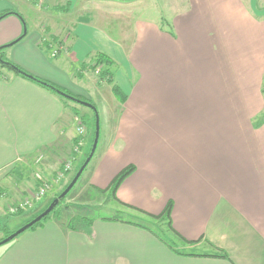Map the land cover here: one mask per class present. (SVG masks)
Wrapping results in <instances>:
<instances>
[{"label":"crops","instance_id":"1","mask_svg":"<svg viewBox=\"0 0 264 264\" xmlns=\"http://www.w3.org/2000/svg\"><path fill=\"white\" fill-rule=\"evenodd\" d=\"M50 1L0 0V47L21 37L4 56L95 107L104 138L88 164V183L105 189L133 165L116 190L115 208L149 218L142 212L159 215L169 202L174 232L166 231L169 244L133 220L73 226L49 219L0 245V264H264V121L249 119L254 142L240 132L241 140L231 143L226 131L210 140L208 126L195 123L200 111L191 109L184 112V132L199 133L194 145L168 142L180 128L179 104L188 101L182 86L192 79L193 65L180 61L178 51L214 45L253 55L254 61L264 57V0H165L171 7L165 20L175 26L177 41L156 22L132 15L134 6L143 14L147 0ZM54 39L63 50L50 58L46 49ZM97 54L119 65L114 75L109 67L117 90L92 70ZM5 68L0 67V188L6 191L0 224L34 185L52 183L62 164L71 161L73 168L85 150L74 153L76 109ZM88 110L81 111L84 117L95 119Z\"/></svg>","mask_w":264,"mask_h":264},{"label":"rangeland","instance_id":"2","mask_svg":"<svg viewBox=\"0 0 264 264\" xmlns=\"http://www.w3.org/2000/svg\"><path fill=\"white\" fill-rule=\"evenodd\" d=\"M171 1L177 2L178 0ZM145 7L147 9L145 10V8H142L145 12L141 14V11L138 10L140 6H134L132 15H140L142 18L156 22L162 32H165L173 40L177 41L178 36L175 32V26L170 21L165 20V16H169L171 12V7H169L168 4L165 5V0H147L145 2ZM178 8L179 7H177V9ZM177 18L179 20V15ZM55 40L56 39H54V41L50 40V43L52 44L49 47L47 46L46 49L50 58L56 57L63 50L61 42H57ZM42 41L45 43L48 39L44 38ZM7 48H4V50L6 51ZM227 50H229V48H223L221 46L217 47L214 45L205 47V45H203L200 49L192 48L189 50L186 49L185 51H178V58L182 59L180 61L188 62L193 65V68L189 70L192 73V79L190 78L191 75H189V79L187 80L188 83L185 86H182V88L185 89L184 93L186 94L185 97L188 101L180 102V110L176 109L178 114L177 123H179L180 130L178 129L175 134L171 135L168 142H171L173 145H194L195 138L193 137L199 136V133L195 135L184 132V112H188V110L191 109H195L197 112L200 111L201 114H199L195 123L199 126L202 124L204 129L208 126L210 140H213L214 137L219 136V133L225 131L226 134H229V140L231 143L236 141L237 138L238 140H241L239 137L240 132L242 135H244L245 132V138L247 141L249 138L251 139L249 140L250 142H254L256 140V136L253 134L256 131H251V122H249V119L252 118V120H254V122L252 121V124H255L256 121H264V113L260 111L262 109L260 93H264V57H261V54H258L260 58L254 61L255 57L253 55H238L228 52ZM0 55H4V52H1ZM259 64H262L260 69L253 67L254 65ZM108 67L111 68V72L114 75L117 73L119 65H109ZM94 72L99 76L100 72L98 69ZM193 75L195 76V80H193ZM214 97H218V99ZM58 98L78 111H75V115H79L76 117L78 120L81 119V116L84 117L81 111L88 110L85 106L72 100L62 98L60 96H58ZM94 105L99 110L100 105L96 101H94ZM164 108H166V103L162 100L160 102V109L163 110ZM204 110L205 112L202 113ZM99 120L101 123V117L98 118V121ZM71 129H75V123H72ZM99 132L98 143L92 157V161L97 158L101 147L103 146L104 136L101 130ZM247 132L248 134H251L250 137H247ZM91 134L92 129L86 128L84 134L81 135L82 145H76L77 138H75L74 153L77 154L84 148L85 150L73 168L71 161H67L62 164V168L58 171V173L61 172L59 178L62 180L68 173L70 174L64 185H61V188L56 191L57 193L47 196V192L49 190L51 191V188L54 185L56 186L59 184L60 180L56 179L58 173L52 183L48 184V182H45V184L44 182H40L39 184L34 185L32 191L28 193L29 196L20 200L16 204H21L27 200L29 201L31 197H33L36 201H33L27 207H23L13 214H10L9 210L7 211L10 216L6 218L2 217L3 219L0 224V239L4 238L6 235L3 227L6 226L5 228H8V232L17 231L25 225L29 219L33 218L41 211H44L46 206L53 200L54 196L58 195L65 189L90 151L92 145L91 143L93 141ZM162 141H165L163 134H161V142ZM66 166H68L67 169ZM64 168L67 171H64ZM87 168L88 165L71 190L66 194L62 203L53 211V213L49 215L46 220L58 219L61 222L69 223L73 226H77V224L82 220L85 222L95 219L101 220L103 218H106L105 220H133L147 226V228L154 235L171 244V238L167 234V232L169 233L170 231H168L165 227V230L159 229L155 224V220L141 215H139L140 218L135 216L132 217L134 213L129 211L121 213L118 212L117 209H126L115 208L117 203L113 198L105 193H100L88 183ZM41 189L44 190V195L37 197V193ZM5 192L6 191L3 190V194L0 198L5 195ZM17 199H20V197H17ZM128 213L131 214L126 215ZM45 221L43 220L36 227L29 228L27 230H33L37 227H41ZM147 222L151 224V226L149 225L151 228L148 227Z\"/></svg>","mask_w":264,"mask_h":264},{"label":"trees","instance_id":"3","mask_svg":"<svg viewBox=\"0 0 264 264\" xmlns=\"http://www.w3.org/2000/svg\"><path fill=\"white\" fill-rule=\"evenodd\" d=\"M3 15H0V18L2 17ZM44 42V41H43ZM4 48H7L6 46H2L0 47V53L3 52ZM0 66L1 67H6L8 69H11L13 70L17 75L23 77V78H26L38 85H40L41 87L47 89L48 91H50L51 93L57 95V96H60L62 98H66L65 96H71L75 99H79V100H82V101H86L88 103H90L89 101L83 99V98H80L76 95H73L69 92H67L65 89L63 88H60L58 87L57 85L49 82V81H46L44 79H41V78H38L34 75H31L29 74L28 72L22 70L21 68H19L18 66L12 64L10 61H8L4 55H0ZM92 70L93 71H96V68L98 66H103V69L101 67H99V69L101 68L102 70L100 71L99 73V77L104 79V81H106L107 83H110L112 84V80H111V73L109 72V65H112V61L111 59H108L105 55L103 54H97L94 58V61L92 63ZM112 89L114 90H117L116 86L114 84H112ZM67 99V98H66ZM91 104V103H90ZM81 120H82V123L86 126L87 129L91 128L92 129V138H93V135H94V126H95V119H94V115H91L89 117V119H86L84 118L83 116H81ZM92 144V143H91ZM85 170V169H84ZM135 170V167L133 165H129L127 167H125L124 169H122L114 178L113 180L110 182V184L105 188V189H96L97 191H99L100 193H105L107 194L108 196H110L111 198H113L114 200L116 199L115 198V194H116V190L118 189V187L120 186V184L124 181V179H126L130 174H132V172ZM61 193V192H60ZM59 193V194H60ZM3 194V190L0 188V196ZM58 194V195H59ZM58 195L54 196V198H56ZM53 198V199H54ZM64 198L60 199L59 203L57 204V206L51 211V213H53V211L62 203ZM49 205V204H48ZM47 205V206H48ZM46 206V207H47ZM42 212V211H41ZM40 212V213H41ZM49 213L46 217L42 218L39 222L35 223L34 225H32L30 228H34L36 227L38 224H40L43 220L45 221L49 215L51 214ZM144 215H146L147 217L155 220L157 223L159 224H164V227L168 230V231H171V232H174L172 230V227H171V220H170V214H171V204L168 202L166 207L164 208V210L162 211V213H160L159 215H150L148 213H144L142 212ZM39 214V213H38ZM37 214V215H38ZM36 215V216H37ZM34 216V217H36ZM33 217V218H34ZM33 218L29 219L27 222H29L30 220H32ZM104 219V218H103ZM106 219V218H105ZM104 219V220H105ZM26 222V223H27ZM89 222V221H88ZM3 230L6 232V235L5 237H7L8 235H10L11 233L13 232H8L7 228L3 227ZM4 237V238H5ZM2 238V239H4ZM0 239V240H2ZM168 243V242H167Z\"/></svg>","mask_w":264,"mask_h":264},{"label":"water","instance_id":"4","mask_svg":"<svg viewBox=\"0 0 264 264\" xmlns=\"http://www.w3.org/2000/svg\"><path fill=\"white\" fill-rule=\"evenodd\" d=\"M26 30L24 28V32L22 34V36L25 34ZM21 39V37L17 38L15 41L5 45L6 47H10L13 44H15L16 42H18ZM67 99L72 100L80 105H83L85 107L90 108L94 114H95V126H94V135H93V141H92V145L90 148V151L86 157V159L84 160V162L82 163V165L80 166V168L78 169V171L75 173L74 177L72 178V180L70 181V183L65 187V189L56 197L54 198L49 205L44 209V211H42L41 213H39L36 217H34L32 220H30L29 222H27L25 225H23L20 229H18L17 231L11 233L9 236H7L6 238L0 240V245H3L5 243H8L9 241H11L12 239H14L15 237H17L18 235H20L21 233H23L24 231H26L27 229H29L32 225H34L35 223L39 222L42 218L46 217L49 213H51V211L57 206V204L59 203L60 199L64 198L66 196V194L71 190V188L74 186V184L77 182V180L79 179L80 175L83 173L84 169L86 168V166L88 165V163L90 162V160L92 159L97 143H98V138H99V124H98V116L95 110V107H93L90 103L86 102V101H82L79 99H75L71 96H65Z\"/></svg>","mask_w":264,"mask_h":264},{"label":"built area","instance_id":"5","mask_svg":"<svg viewBox=\"0 0 264 264\" xmlns=\"http://www.w3.org/2000/svg\"><path fill=\"white\" fill-rule=\"evenodd\" d=\"M77 125V127H76ZM84 131H86V126L82 123L81 119L78 120L76 118V124H75V132H76V137L77 140H76V145H82V140H81V135L84 134ZM80 137V139H79ZM67 164V163H66ZM68 166H66V169H67ZM65 168H64V171H67ZM61 172L58 173L56 179L60 180L59 176H60ZM46 184V183H45ZM48 185V184H47ZM44 195V190H40L38 193H37V197H41ZM37 199V198H36ZM33 201H36L33 199V197H31V199L28 201H24L23 203L21 204H16V205H13L11 207H9V213L10 214H13L15 213L16 211H18L19 209H22L23 207H27L28 205H30Z\"/></svg>","mask_w":264,"mask_h":264},{"label":"bare ground","instance_id":"6","mask_svg":"<svg viewBox=\"0 0 264 264\" xmlns=\"http://www.w3.org/2000/svg\"><path fill=\"white\" fill-rule=\"evenodd\" d=\"M9 236V235H8ZM6 238V237H5ZM13 240V239H12ZM6 244V243H5Z\"/></svg>","mask_w":264,"mask_h":264}]
</instances>
